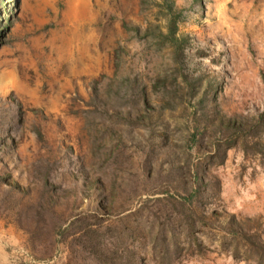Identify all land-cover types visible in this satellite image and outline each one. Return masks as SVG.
Here are the masks:
<instances>
[{
    "label": "rangeland",
    "instance_id": "374dc122",
    "mask_svg": "<svg viewBox=\"0 0 264 264\" xmlns=\"http://www.w3.org/2000/svg\"><path fill=\"white\" fill-rule=\"evenodd\" d=\"M261 116L264 0H0V264H258Z\"/></svg>",
    "mask_w": 264,
    "mask_h": 264
},
{
    "label": "trees",
    "instance_id": "16d2710c",
    "mask_svg": "<svg viewBox=\"0 0 264 264\" xmlns=\"http://www.w3.org/2000/svg\"><path fill=\"white\" fill-rule=\"evenodd\" d=\"M264 116H261L259 119V122L256 124V126H252V131H249V134H252L253 137H257L260 140V135L264 132V125H263V121L262 118ZM244 125H242L241 127H243ZM261 142V141H260ZM255 144V143H253ZM261 143H258L255 146H258ZM260 154L263 155L264 157V150L260 149ZM238 247L235 248V252L237 255L238 254ZM248 251H250V255H248L249 257L247 258H253L255 260L256 263L258 264H264V243H258L255 244L252 243V246L250 249H248ZM237 257V256H236Z\"/></svg>",
    "mask_w": 264,
    "mask_h": 264
}]
</instances>
